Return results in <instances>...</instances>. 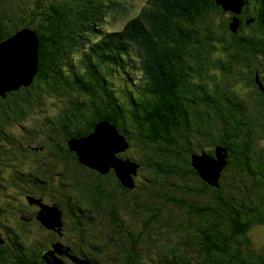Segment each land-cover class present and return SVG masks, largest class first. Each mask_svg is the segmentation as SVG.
<instances>
[{
    "label": "trees",
    "instance_id": "obj_1",
    "mask_svg": "<svg viewBox=\"0 0 264 264\" xmlns=\"http://www.w3.org/2000/svg\"><path fill=\"white\" fill-rule=\"evenodd\" d=\"M17 1L0 0V43L34 32L37 67L0 92V146L15 147L0 149V264H264V0L239 13L156 0L150 20L106 33L103 9L128 0ZM79 44V65L64 62ZM100 121L125 137L131 186L72 148ZM218 148L213 184L196 157ZM44 207L61 225L43 223Z\"/></svg>",
    "mask_w": 264,
    "mask_h": 264
},
{
    "label": "water",
    "instance_id": "obj_2",
    "mask_svg": "<svg viewBox=\"0 0 264 264\" xmlns=\"http://www.w3.org/2000/svg\"><path fill=\"white\" fill-rule=\"evenodd\" d=\"M225 10L235 13L241 11L242 1L217 0ZM235 25L238 20L234 18ZM37 38L30 30H20L16 35L0 43V92L16 89L21 84L31 83L37 67ZM72 143V148L80 155L81 160L102 172L114 168L124 184L131 186V173H135L136 164L122 160L117 153L124 151L128 144L125 137L107 121H100L91 134ZM227 164L225 150L218 148L216 158L207 154L196 157V166L201 175L217 184L220 171ZM126 171V172H125ZM52 210V211H51ZM46 212V213H45ZM48 213L53 217L51 224L47 222ZM43 223L50 227L61 225V213L57 208L44 207L39 216ZM79 264H90L75 257Z\"/></svg>",
    "mask_w": 264,
    "mask_h": 264
},
{
    "label": "rangeland",
    "instance_id": "obj_3",
    "mask_svg": "<svg viewBox=\"0 0 264 264\" xmlns=\"http://www.w3.org/2000/svg\"><path fill=\"white\" fill-rule=\"evenodd\" d=\"M143 0H130L129 2L126 3V7L118 10L117 8H112L113 10H117V11H121L122 14L120 15L119 19L117 21H110V23L114 26H117V28H121L124 23H130V22H133V20L135 19V15L138 13V11H140L138 14L141 15L142 12H145V13H148V12H151L152 10H149V11H145L148 9L147 5L149 6H154V4H156V0H152L151 2H148V3H143L142 2ZM164 0H160V2H163ZM17 2H20L17 1ZM147 4V5H146ZM157 5V4H156ZM159 6V5H157ZM144 18H146L145 16L141 15V20H144ZM147 19V18H146ZM147 20H150V19H147ZM123 29H126V28H123ZM141 34H144L143 32ZM78 46V49L74 50V51H69V55L65 58V61L66 62L68 59L71 58V62L72 64L76 63V65L78 66L79 65V60L81 59V55L79 54V50L81 48L80 45H77ZM87 49V47H86ZM148 53H152L150 50L148 51ZM71 67V66H70ZM63 68H66V69H69V67H67L66 65H64ZM107 70V69H106ZM219 70L220 71H223L224 72V69L221 68V66H219ZM112 77L113 76H110L109 78V81L108 83H106L104 86L107 87V91L109 92L110 91V86H111V80H112ZM34 78V77H33ZM33 80V79H32ZM120 82V85L118 84ZM41 85H43L41 83ZM123 86V82L121 81L120 77H117V79H113V84H112V90H115V91H119ZM104 87V88H105ZM40 89V92L43 93L41 96H45L47 94V92L45 91L44 87L42 86ZM120 92V91H119ZM51 97V96H50ZM58 98V97H57ZM113 98V97H112ZM117 100H119L118 98H116ZM53 100V97L51 98H47L46 97V103L47 101H49V105H52V101ZM114 102L116 101L114 98L112 99ZM62 104V103H60ZM116 104H118L117 106L115 107H119L120 104H122L120 101H117ZM1 116V115H0ZM100 123V122H99ZM98 123V124H99ZM97 124V125H98ZM112 125V124H111ZM94 131V130H93ZM86 138V137H83V139ZM73 142H76V141H72ZM3 145V144H2ZM0 146V149H7V148H15L13 146V144H9V145H3V146ZM77 153V151H76ZM78 154V153H77ZM126 172V171H125ZM14 189L17 188V187H13ZM52 211V210H51ZM52 215L50 213H48V217H47V222L51 224L52 222ZM60 221H61V218H60ZM261 235V234H260ZM56 248H61V245H56ZM84 264V263H83Z\"/></svg>",
    "mask_w": 264,
    "mask_h": 264
},
{
    "label": "bare ground",
    "instance_id": "obj_4",
    "mask_svg": "<svg viewBox=\"0 0 264 264\" xmlns=\"http://www.w3.org/2000/svg\"><path fill=\"white\" fill-rule=\"evenodd\" d=\"M104 40H105V44H106V48H107V51L108 52H111L112 51V49H111V45H110V40L109 39H107L106 37H102ZM89 48V47H88ZM87 50V49H86ZM88 59V58H87ZM130 71H132V70H130ZM130 71H129V75H130ZM125 89H128V88H125ZM112 91V90H111ZM116 94V93H115ZM113 95H114V92H113ZM110 123V122H109ZM111 124V123H110Z\"/></svg>",
    "mask_w": 264,
    "mask_h": 264
},
{
    "label": "clouds",
    "instance_id": "obj_5",
    "mask_svg": "<svg viewBox=\"0 0 264 264\" xmlns=\"http://www.w3.org/2000/svg\"><path fill=\"white\" fill-rule=\"evenodd\" d=\"M220 4V3H219ZM223 5V4H222ZM226 11H230V10H226ZM121 134V133H120Z\"/></svg>",
    "mask_w": 264,
    "mask_h": 264
}]
</instances>
